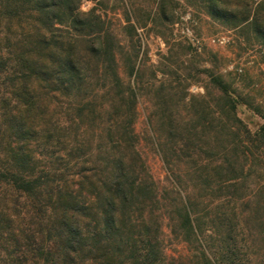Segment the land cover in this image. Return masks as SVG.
I'll return each instance as SVG.
<instances>
[{
	"label": "trees",
	"instance_id": "trees-1",
	"mask_svg": "<svg viewBox=\"0 0 264 264\" xmlns=\"http://www.w3.org/2000/svg\"><path fill=\"white\" fill-rule=\"evenodd\" d=\"M205 1L214 18L244 24L264 43V11ZM81 2L0 0V264H264V202L248 182L256 160L264 167V121L251 131L237 107L263 120L264 109L208 68L224 103H186L193 117L186 123L162 103L168 135L193 150L176 155L187 171H172L170 196L139 152L138 96L119 75L120 44ZM91 61L106 79V109L89 93L85 105L70 102L89 88ZM64 100L81 120L107 113L105 157L91 165L77 160L79 124H56L50 106ZM212 131L230 139L212 140ZM42 138L50 150L40 166L33 144ZM170 237L183 251L170 253Z\"/></svg>",
	"mask_w": 264,
	"mask_h": 264
},
{
	"label": "rangeland",
	"instance_id": "rangeland-1",
	"mask_svg": "<svg viewBox=\"0 0 264 264\" xmlns=\"http://www.w3.org/2000/svg\"><path fill=\"white\" fill-rule=\"evenodd\" d=\"M216 1L222 7L238 12L253 11L255 8L264 11V0ZM90 8L101 15L105 27L120 44L116 54L119 75L125 83L135 88L138 96L135 131L139 140V152L153 179L169 191L171 196L173 186L176 187L171 183H174L179 169L187 171L184 164L186 160L180 162L181 157L176 155H181L182 149L186 152L193 150L184 148L183 143L168 135L167 117L161 109L162 103L171 106L172 116L182 119L181 123L193 118L186 103H209L211 106L224 103L210 82L205 70L208 68L213 73L222 75L234 88L235 95L264 109V43L244 24L229 25L214 18L207 11L205 0H82L80 9L87 11ZM87 73L91 76L89 88L82 87L80 94L70 102L85 105V94L89 93L90 103L102 104L106 109V79H103L101 70L94 61L89 64ZM59 103L61 104L50 106L56 111V124L66 127L72 119L79 124L77 138L78 144L83 146V154L81 152L77 160H89L87 165H91L105 157V109L100 121L89 122L76 117L75 111H66L67 100ZM237 115L251 131L257 130L264 121L243 104H238ZM45 127L43 124L42 128ZM243 135L242 130L240 136ZM210 137L215 141L219 137L230 139L215 131L210 132ZM44 141L42 138L33 144L34 155L40 166L44 165L48 158L47 151L50 150L45 147ZM248 145L251 147L250 143ZM59 153L64 155L62 151ZM162 154L169 159V168L162 160ZM63 157L68 158L67 155ZM259 163L261 162L258 160L253 163L248 182L257 192L255 200L263 203L264 167ZM260 215L263 216L264 213ZM251 227L256 229L254 232L259 228L257 223L251 224ZM243 235L246 238V232ZM170 239V253L183 251V244L171 237ZM255 241L261 246L258 236Z\"/></svg>",
	"mask_w": 264,
	"mask_h": 264
}]
</instances>
